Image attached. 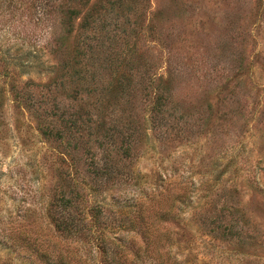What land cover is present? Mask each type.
<instances>
[{"label": "rangeland", "instance_id": "374dc122", "mask_svg": "<svg viewBox=\"0 0 264 264\" xmlns=\"http://www.w3.org/2000/svg\"><path fill=\"white\" fill-rule=\"evenodd\" d=\"M181 1L150 0L148 14V21L162 24V39L175 32V63L193 66L189 79L178 85V101L183 102L179 114L196 118L209 104L215 111L219 98L221 118L212 119L210 130L192 146L179 143L169 158L165 154L133 165L151 177L152 171L161 172L160 160L165 165L175 161L178 171L171 181L164 179L163 190L181 192L182 179L196 186L191 204H174L173 196L163 191V212L177 219L147 220L148 246L141 234L117 227L126 215L138 217L133 187L100 195V222L106 225L109 248L104 254L96 242L61 238L47 222L42 208L62 187L59 175L70 169L61 160V148L42 140L31 113L21 110L15 99L23 85H45L53 77L58 56L48 42L50 28L58 24L40 14L52 7L45 6L46 0H0V264H44L18 243L21 232L42 249L50 248L53 260L60 257L65 264H112L113 258L120 263L127 259L126 264H264V0H186L184 7ZM163 49L154 58L160 59L165 72V45ZM40 63L43 67L37 68ZM237 68L241 74L233 87L222 89L220 95L205 93L215 91L209 86L218 76L213 70L223 74ZM57 100L65 102L64 97ZM206 181L219 188L220 208L226 204L239 210V238L225 240L202 226L212 219L209 199H200L197 192ZM143 202V209L149 208ZM141 229L146 233V227ZM131 246L139 251L137 260Z\"/></svg>", "mask_w": 264, "mask_h": 264}, {"label": "trees", "instance_id": "16d2710c", "mask_svg": "<svg viewBox=\"0 0 264 264\" xmlns=\"http://www.w3.org/2000/svg\"><path fill=\"white\" fill-rule=\"evenodd\" d=\"M183 1L181 6L189 4ZM45 6L52 9L43 8L41 17L56 20L58 24L50 28L48 42V47H54L52 54L58 56L57 67H53L49 83L23 85L15 99L21 110L31 113L42 140L61 148V160L70 169L59 175L62 187L55 190L46 208H42L47 222L61 238L96 242L105 254L109 248L103 232L106 225L100 222L99 197L108 190L133 187L136 193L133 201L140 212L135 218L126 215L117 227L141 234L148 246L147 220L155 217L158 222L166 223L177 219L164 214L163 191L173 196L174 204H191L196 186L189 179H182L181 192L178 188L173 192L163 190L164 179L168 177L171 181L178 171L173 166L175 161L165 165L160 160L161 172L152 171L151 177L137 172L133 165L165 154L169 158L179 143L192 146L210 130V121L219 117L223 102L218 98L217 110L209 104L207 112H200L196 118L179 114L183 102L180 105L178 101V85L189 79L193 66L189 69L175 63L173 57L178 55V52L172 54L176 49L175 32L161 38L162 24L148 21L150 0H46ZM163 45L168 57L163 66L165 72L160 68V59L154 58L164 50ZM188 50H192L190 46ZM41 67L40 63L37 68ZM213 72L218 76L209 84L215 91L205 90L209 96L220 95L222 89L233 87L241 74L238 68L223 74ZM209 96L205 98L208 100ZM59 97H64L65 102H59ZM208 111L210 115L205 116ZM210 137L215 139L216 135ZM168 170L170 177L162 172ZM211 187L206 181L197 191L200 199H209L208 212L212 217L202 226L225 240L239 238L241 226L235 221L239 210L232 211L226 204L220 208L219 188ZM143 201L149 208L143 209ZM229 216L232 219L226 222ZM142 227H146V233ZM17 241L44 264H65L60 257L53 260L50 248L42 249L31 236L21 232ZM139 257L137 250L135 260ZM110 262L126 264L128 260L120 263L113 258Z\"/></svg>", "mask_w": 264, "mask_h": 264}]
</instances>
